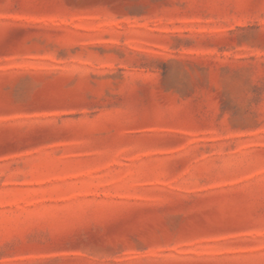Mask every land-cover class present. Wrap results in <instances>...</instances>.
Instances as JSON below:
<instances>
[{
	"label": "rangeland",
	"instance_id": "1",
	"mask_svg": "<svg viewBox=\"0 0 264 264\" xmlns=\"http://www.w3.org/2000/svg\"><path fill=\"white\" fill-rule=\"evenodd\" d=\"M0 264H264V0H0Z\"/></svg>",
	"mask_w": 264,
	"mask_h": 264
}]
</instances>
